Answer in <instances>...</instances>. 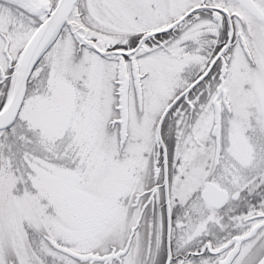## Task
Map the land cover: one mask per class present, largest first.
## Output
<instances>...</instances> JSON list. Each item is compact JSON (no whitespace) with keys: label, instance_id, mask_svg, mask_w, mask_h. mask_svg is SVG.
Instances as JSON below:
<instances>
[{"label":"snow or ice","instance_id":"1","mask_svg":"<svg viewBox=\"0 0 264 264\" xmlns=\"http://www.w3.org/2000/svg\"><path fill=\"white\" fill-rule=\"evenodd\" d=\"M0 264H264V0H0Z\"/></svg>","mask_w":264,"mask_h":264}]
</instances>
